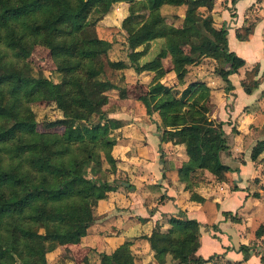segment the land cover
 <instances>
[{
  "label": "trees",
  "instance_id": "trees-1",
  "mask_svg": "<svg viewBox=\"0 0 264 264\" xmlns=\"http://www.w3.org/2000/svg\"><path fill=\"white\" fill-rule=\"evenodd\" d=\"M209 1L0 0V134L15 125L30 136V142L15 147L9 156L0 153V264H45L47 252L75 244L86 234L94 221L89 208L115 189V182L88 177L103 162L114 168V138L102 108L116 86L105 77L106 68L131 66L136 73H152L148 89L139 91L137 98L147 115L157 113L164 128L161 139L183 144L187 161L178 169L180 179L194 169L223 177L228 168L221 164L219 152L226 147L225 139L220 124L214 126L205 115L207 87L199 82L181 90L175 87L183 84L187 66L204 57L215 60V73L227 85V76L243 64L227 50L225 28L214 29L198 11L210 10ZM118 2L128 6L119 29L130 49V65L107 59L104 49L93 48L101 41L84 36ZM163 4L184 6L179 25L166 23L160 12ZM244 34L243 29L236 31L238 39ZM154 40L162 41L161 48L139 65L132 51ZM37 45L48 49L58 81L31 75L27 65L20 72L5 69L6 57L25 60ZM168 71L174 73L176 85L160 82ZM253 76V69L245 74L246 93L255 86ZM35 101L53 103L59 110L61 118L48 128L61 127L60 133L35 130L30 110ZM263 148L264 141L257 142L251 158ZM190 199L201 200L194 193ZM198 227L194 220L171 218L165 232L153 231L146 239L150 249L170 255L178 264H201L202 259L190 261ZM263 235L264 228L258 227L255 236ZM239 249L245 257L248 248ZM99 263L129 264L127 246L100 255Z\"/></svg>",
  "mask_w": 264,
  "mask_h": 264
},
{
  "label": "crops",
  "instance_id": "crops-1",
  "mask_svg": "<svg viewBox=\"0 0 264 264\" xmlns=\"http://www.w3.org/2000/svg\"><path fill=\"white\" fill-rule=\"evenodd\" d=\"M209 2L210 10L199 7L198 11L210 19L214 29L225 28L227 50L243 64L227 76L228 85L215 73V60L208 57L187 66L183 84L176 85L172 71L160 82L179 90L193 82L207 87L205 115L214 126L220 124L226 147L219 152V160L228 170L217 178L205 169H194L184 181L180 179L178 169L187 161L183 144L161 139L164 128L157 113L147 115L137 98L139 91L148 89L152 73H136L130 66L122 69L102 108L103 116L116 123L109 126L114 168L103 162L96 174L88 173L98 181L115 182V189L89 208L94 221L86 234L75 244L47 252L45 264H100V255H110L123 244L129 264H178L170 255L150 249L146 239L153 231L165 232L171 218L191 219L199 225L190 261L264 264L260 260L264 258V235L255 236L258 227L264 228V148L251 158L256 143L264 141V0ZM125 5H112L113 10L93 27L96 33L110 30L111 12ZM164 7L174 11L181 22L184 6L163 4L160 10ZM240 29L245 31L242 39L236 36ZM161 46V40L151 41L134 49L133 58L142 65ZM125 48L130 52L127 44ZM252 69L255 86L246 93L242 84ZM192 193L201 200L190 199ZM240 245L248 248L245 257Z\"/></svg>",
  "mask_w": 264,
  "mask_h": 264
},
{
  "label": "rangeland",
  "instance_id": "rangeland-1",
  "mask_svg": "<svg viewBox=\"0 0 264 264\" xmlns=\"http://www.w3.org/2000/svg\"><path fill=\"white\" fill-rule=\"evenodd\" d=\"M134 8V7H133ZM111 9L108 11L110 13ZM166 23L172 25H179L177 22V16L168 7H164L160 10ZM107 13V15H108ZM128 14V6H124V9L119 8L111 12V18H108L110 30H102L96 33L95 28H87L84 36L89 38L99 39L100 45L93 46L94 49H104L106 58L111 61L124 60L126 64L130 65L128 60V50L125 48L126 40L125 34L118 27L120 20ZM106 15V14H105ZM85 47V46H84ZM84 47H81L83 49ZM134 59V58H133ZM5 69L7 71L20 72L22 69H26V65L29 67V73L33 76L47 77L52 81H58L59 76L55 72L54 63L48 49L42 46H35L28 57L22 61L12 60L9 57L4 59ZM140 63V60L139 62ZM131 67V66H130ZM121 70H111L106 68L105 77L112 83L117 82ZM26 72V71H25ZM119 72V73H118ZM30 110L33 113V122L35 124V130L37 132L55 131L61 132V127L48 128L49 123L61 118V113L54 106L53 103L44 101H35L30 104ZM105 115V113H103ZM106 117V116H105ZM109 126H113V119H108ZM30 142V136L27 133L19 132L15 130V125H12L6 132L0 134V153L7 157L9 156L15 147Z\"/></svg>",
  "mask_w": 264,
  "mask_h": 264
}]
</instances>
